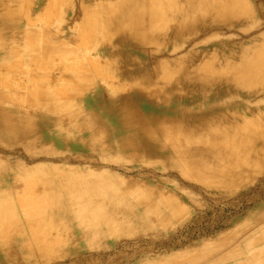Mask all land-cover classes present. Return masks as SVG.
Segmentation results:
<instances>
[{
	"label": "bare ground",
	"instance_id": "6f19581e",
	"mask_svg": "<svg viewBox=\"0 0 264 264\" xmlns=\"http://www.w3.org/2000/svg\"><path fill=\"white\" fill-rule=\"evenodd\" d=\"M47 1L0 0V155L3 150L13 156L24 153L28 164H35L41 150L54 161V144L86 131L89 139L81 147L88 155L79 161L95 171L24 169L1 155L0 257L9 255L3 249L4 231L17 219L23 228H14L11 236L22 237L20 249L28 255L93 240L76 238L73 230L63 228L54 212L58 210H67L70 221L80 223L75 230L93 231L96 238L103 236L101 226L108 234L115 231L111 227L125 216L117 211L129 207L159 223L179 219L181 204L169 197L177 196L176 188L166 192L142 181L131 184L98 168L112 157L117 169L129 162L151 167L157 162L160 171L170 170L222 196L238 193L263 170L264 0H253L255 5L250 0H88L78 15L81 28L94 36L84 53L72 52V60L64 61L51 28L36 31L27 25L22 32L17 24L25 18L20 5L40 8V18ZM66 7V13L73 12ZM73 40L70 36L69 43ZM17 57L25 59L24 91L39 93L38 103L18 100L19 88L1 82V63ZM81 59L88 71L85 85L77 83ZM57 73L74 84L69 108H56L47 82L40 81ZM82 96L88 98L85 105L78 101ZM95 110L106 119L91 113ZM159 185L167 186L163 181ZM30 189L37 195L22 196ZM184 202L192 204L193 198ZM169 210L171 215L162 212ZM44 219L57 223L40 224ZM170 264H264V211L226 239L203 244Z\"/></svg>",
	"mask_w": 264,
	"mask_h": 264
},
{
	"label": "rangeland",
	"instance_id": "374dc122",
	"mask_svg": "<svg viewBox=\"0 0 264 264\" xmlns=\"http://www.w3.org/2000/svg\"><path fill=\"white\" fill-rule=\"evenodd\" d=\"M55 1L56 0H49L45 3L43 8H46H44V11L40 13V18L38 16L40 8L33 7L30 3L20 5L19 14L25 18H21L22 20L19 19L17 24L19 29H22V32L27 25L36 31L41 28H51L53 32L52 37H58V41L62 44L61 50L63 55L60 56V58L63 61L72 60L73 57H71V53H84L90 46V37L92 39L94 36L89 32V30H83L81 28L82 18L78 15L79 7L84 5L88 0ZM250 2L255 5L253 0H250ZM63 3H65L64 6ZM66 5H70V9L73 12L66 13ZM257 18L259 19L261 16H257ZM41 20L44 21L41 22ZM261 24L264 25V17ZM61 27L65 29L63 31H59L58 29ZM72 34H75V37H73ZM70 36L74 38L71 43H69ZM17 58L8 63H1V82L3 84H5V82L11 83L13 86L19 88L17 94L18 100L23 101L28 100V98H33V100L38 103L40 100L38 97L39 93L31 95L29 91H24L26 86H28L27 80L24 79V76L26 75H24L23 71L25 59L21 57ZM83 63H86V59H81L76 66L83 68L82 77L80 76L78 78L77 83L85 85L87 83L86 73L88 71L85 70ZM31 68L34 69V67ZM55 75L51 78L40 79V81L43 80V82H47L46 84L49 86L48 94L55 99L53 101V105L56 108H66L69 105V95H71V87H73L74 84H67L62 81L59 73ZM87 99V96H82L78 101L79 103L85 105L84 103L88 101ZM88 111V109H85V115H88ZM93 112L106 119L101 111H91V113ZM78 123L77 124L80 125L81 122ZM46 133L48 134V132H45L44 135H47ZM49 133L56 134L57 132L50 130ZM86 134L87 136H85ZM88 136L89 132L79 131L73 135V139L71 141L62 144L63 146L61 144H54L52 146L54 150L52 155L55 159L54 161L46 158L41 150L37 151L36 157L39 161L35 164H28L24 153L13 156L10 155L8 150H3V154L1 155L5 159L20 162L24 169H30L33 167H51L62 171L71 169L80 172H84L88 169L95 171L90 165L79 161L81 158L88 155V153L81 147L82 141L89 139ZM56 159L61 160V162H57ZM116 162V158L112 157V159L108 160V162L98 163V168H101L103 171L115 173L122 178L124 177V179L129 181L131 184H134L137 181H142L148 185V187L157 190L162 189L166 192H171L172 187L176 188L178 190L177 196L173 193H169V197L176 198V200H178L181 204V210L178 215L179 219H171L165 223H159L155 219L147 216L143 210L129 207L127 210L117 211V213H124L125 216L122 222L118 225L114 224L111 227V229L115 231L111 230L112 232H109L110 234H108L107 228L105 226H101L100 232L103 236L96 238L93 231L81 232L75 230L76 226L80 223L78 221H70L67 216V210H58V212L54 211L58 222H62L61 226L65 229L73 230L72 232L76 235V238H81L83 235H86L93 240L89 243H85L80 240L69 243H61L60 245L51 248L52 250L47 253L40 255H28V253L20 249L22 237L17 238L15 236H11V231L14 228H23V222L20 219H17L8 224L7 228H5L4 232L8 233V235L7 238H4L6 243H3V249L5 248L9 255L7 257H0V264H170L173 261L177 262V260L181 259V257L185 254L196 251L197 248L203 244L217 243L220 239H226L231 233L236 231L238 225L244 222H250L252 218H258L263 214L264 168L257 174L256 178L251 183L245 184L238 193L222 196L219 193L208 192L199 185L192 184L180 176H177L170 170L164 172L160 171L156 164L157 162H153L152 167L149 165H140L129 162L125 163L122 165L123 167L121 166L118 169L115 167ZM16 171L17 169H12L9 176H12L11 173L15 174ZM39 173L42 174L43 172L40 171ZM161 181L165 182L167 186H160L159 183ZM34 195L37 194L35 193ZM34 195L32 189H30L22 196L30 198ZM188 196L193 198L192 204L191 202H184V198ZM25 204L27 205L28 203ZM43 211L48 213L50 209H43L42 212ZM162 212L164 215L169 213L170 215L172 214V210ZM55 223H57V221L49 219L40 221V224H45L46 226H52ZM27 236L28 230H25L23 237ZM242 237L243 236L239 237L240 241H242Z\"/></svg>",
	"mask_w": 264,
	"mask_h": 264
}]
</instances>
